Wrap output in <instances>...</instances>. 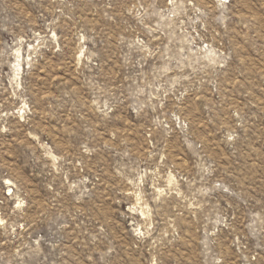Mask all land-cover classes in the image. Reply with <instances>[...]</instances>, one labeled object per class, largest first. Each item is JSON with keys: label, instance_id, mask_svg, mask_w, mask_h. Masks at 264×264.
I'll return each instance as SVG.
<instances>
[{"label": "rangeland", "instance_id": "obj_1", "mask_svg": "<svg viewBox=\"0 0 264 264\" xmlns=\"http://www.w3.org/2000/svg\"><path fill=\"white\" fill-rule=\"evenodd\" d=\"M0 264H264V0H0Z\"/></svg>", "mask_w": 264, "mask_h": 264}]
</instances>
